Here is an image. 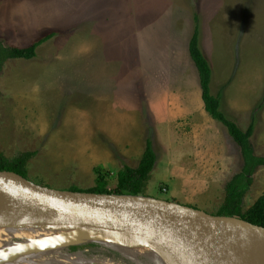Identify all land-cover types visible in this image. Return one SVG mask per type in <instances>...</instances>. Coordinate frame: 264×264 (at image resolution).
Here are the masks:
<instances>
[{"label":"rangeland","instance_id":"obj_1","mask_svg":"<svg viewBox=\"0 0 264 264\" xmlns=\"http://www.w3.org/2000/svg\"><path fill=\"white\" fill-rule=\"evenodd\" d=\"M194 14L201 31L204 27L212 35L217 19L222 33L232 35L235 65L224 94L235 108L252 104V115L264 97V0H0L5 46L25 47L55 32L36 57L8 59L1 68L0 151L9 158L36 151L27 166V178L35 183L89 191L100 172L113 189L117 173L124 165H138L150 138L157 162L141 195L173 201L171 175L178 157L171 155L161 130L166 124L162 99L165 80L176 75L172 47L176 51L193 32ZM233 114L245 124L251 119L250 112ZM256 114L258 129L264 126V105ZM117 120L122 121L118 128L101 129ZM252 139L256 154H264ZM171 156L174 164L168 166ZM225 183L215 181L192 202L216 215ZM263 194L260 167L244 210ZM84 244L82 249L102 245Z\"/></svg>","mask_w":264,"mask_h":264},{"label":"water","instance_id":"obj_2","mask_svg":"<svg viewBox=\"0 0 264 264\" xmlns=\"http://www.w3.org/2000/svg\"><path fill=\"white\" fill-rule=\"evenodd\" d=\"M0 217L64 220L69 230L16 236L20 245L134 238L168 264H264V226L154 197L71 191L0 170Z\"/></svg>","mask_w":264,"mask_h":264},{"label":"crops","instance_id":"obj_3","mask_svg":"<svg viewBox=\"0 0 264 264\" xmlns=\"http://www.w3.org/2000/svg\"><path fill=\"white\" fill-rule=\"evenodd\" d=\"M223 29L227 28L222 26ZM200 33L201 48L209 59L213 70L212 90L214 93L220 92L221 94V110L227 117L235 119L238 125L243 124L248 127L250 121L248 124L241 122L233 114V111L239 110L243 115L250 112L249 116L251 117L252 104H247L242 109L235 108V104L234 106L231 104L233 101L227 100L224 94L233 79L231 74L233 76L235 65L232 35L228 36L226 33H222L218 28L217 19L214 21L212 35L205 32L204 27L202 31L200 29ZM191 34L186 35L185 40L181 41L180 47L176 51L172 47L170 60L173 64V74L176 72V75L168 76L165 80L167 88L162 101L165 104L166 124L161 126V130L170 142L171 155L177 156L179 160H176L177 165L173 167L171 175L175 182L173 197H176L172 200L205 210L204 207L192 202L194 195H197L202 189L212 190L215 181L219 179L224 178L227 183L241 171L243 160L240 161L242 156L239 147L229 135L226 127L212 118L205 110L198 72L195 65L189 61L188 46ZM172 44L174 45V41ZM218 85L222 87L216 91L215 88ZM119 121H114V124L108 129H101L111 131L116 124V128H118ZM156 130L155 127V133ZM254 137L255 142L264 147V126L255 129ZM256 155L264 156L263 153ZM172 156L167 161L168 166L174 164Z\"/></svg>","mask_w":264,"mask_h":264},{"label":"trees","instance_id":"obj_4","mask_svg":"<svg viewBox=\"0 0 264 264\" xmlns=\"http://www.w3.org/2000/svg\"><path fill=\"white\" fill-rule=\"evenodd\" d=\"M194 28L189 40V56L195 65L202 90V100L205 110L212 118L221 122L227 129L229 135L239 147L243 165L241 171L235 174L226 183L224 197L216 215L235 216L248 222L264 226V194L259 196L255 202L244 210L245 196L253 182V175L257 168L264 167V156H257L254 153L251 139L255 131L256 112L264 105V97L253 111L249 126L243 130L232 119L227 117L221 110V94L212 90L213 70L211 63L200 45V26L197 14H194ZM55 32L47 33L32 44L25 47H7L0 40V71L8 59H31L37 56L40 45L52 39ZM36 151H23L18 155L9 158L0 151V170L12 171L25 178L28 177L27 164ZM157 162L156 153L150 138L145 141V148L136 167L124 165L117 173V183L113 189H108L105 177L97 172L96 185L89 190L95 193L115 194H143L147 181ZM68 190L84 191L76 187Z\"/></svg>","mask_w":264,"mask_h":264},{"label":"bare ground","instance_id":"obj_5","mask_svg":"<svg viewBox=\"0 0 264 264\" xmlns=\"http://www.w3.org/2000/svg\"><path fill=\"white\" fill-rule=\"evenodd\" d=\"M64 220L31 217H0V264H168L157 253L144 249L138 241L126 235L101 234L102 245L87 247L80 241L38 243L29 238L13 246L11 238L69 230ZM90 245V244H89ZM70 246L79 247L71 251ZM65 249V253H61Z\"/></svg>","mask_w":264,"mask_h":264},{"label":"built area","instance_id":"obj_6","mask_svg":"<svg viewBox=\"0 0 264 264\" xmlns=\"http://www.w3.org/2000/svg\"><path fill=\"white\" fill-rule=\"evenodd\" d=\"M162 190H163V191H167L166 188H164V189L162 188Z\"/></svg>","mask_w":264,"mask_h":264}]
</instances>
